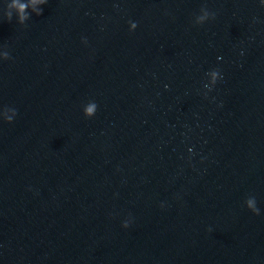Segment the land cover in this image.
I'll return each instance as SVG.
<instances>
[{
  "label": "water",
  "instance_id": "95a60500",
  "mask_svg": "<svg viewBox=\"0 0 264 264\" xmlns=\"http://www.w3.org/2000/svg\"><path fill=\"white\" fill-rule=\"evenodd\" d=\"M18 2L22 23L0 0V264H264L260 0Z\"/></svg>",
  "mask_w": 264,
  "mask_h": 264
},
{
  "label": "clouds",
  "instance_id": "9594fccd",
  "mask_svg": "<svg viewBox=\"0 0 264 264\" xmlns=\"http://www.w3.org/2000/svg\"><path fill=\"white\" fill-rule=\"evenodd\" d=\"M30 3H31V6L33 8V10L35 11L37 9L38 6L40 5H43L44 3H46V0H30ZM260 4L262 6H264V0H260ZM28 7V5H25V4H22V3H19L18 0H12V3L10 5H8V8L9 10L11 9H15L18 13V16H19V20L20 22L22 23L24 21V19L26 18L25 15H24V11H25V8ZM39 14V13H37ZM7 18L10 19L11 18V13L9 11V13L7 14ZM205 17H201V20L205 19ZM134 27V26H133ZM84 43H86V41H83ZM216 77H217V73L213 72L211 73V83L214 85L216 83ZM222 79V77H221ZM207 97V96H205ZM85 115L88 117V118H92L94 115H95V111H96V105L95 104H90L89 106H87L85 108ZM4 119L7 123H11L12 120H11V117L7 115V113L4 114ZM164 205L161 204V207H163ZM248 208L256 215L259 214V211L258 209L255 208V205H254V202L253 201H248ZM131 224V219H125L122 224H121V227L123 229H128L129 226Z\"/></svg>",
  "mask_w": 264,
  "mask_h": 264
}]
</instances>
